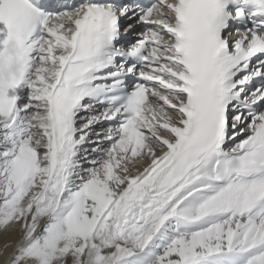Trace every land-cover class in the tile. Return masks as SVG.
<instances>
[{"label": "snow or ice", "instance_id": "1", "mask_svg": "<svg viewBox=\"0 0 264 264\" xmlns=\"http://www.w3.org/2000/svg\"><path fill=\"white\" fill-rule=\"evenodd\" d=\"M17 225L0 264H264V0H0Z\"/></svg>", "mask_w": 264, "mask_h": 264}, {"label": "bare ground", "instance_id": "2", "mask_svg": "<svg viewBox=\"0 0 264 264\" xmlns=\"http://www.w3.org/2000/svg\"><path fill=\"white\" fill-rule=\"evenodd\" d=\"M97 127L99 128L100 126H97ZM87 147H89V145H85V148H87ZM20 235H21V233L19 231L18 225L16 226V228L14 230H12L11 237L8 235H4V234L0 233V245L3 244L4 240L9 239V238H13L15 240H18ZM11 251H12V249H9V254L11 253ZM2 259L3 258L0 257V261H2Z\"/></svg>", "mask_w": 264, "mask_h": 264}]
</instances>
